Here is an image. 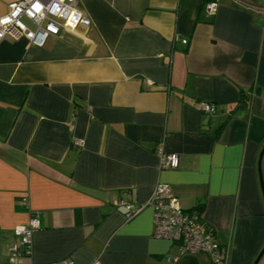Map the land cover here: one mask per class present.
Segmentation results:
<instances>
[{
    "label": "crops",
    "instance_id": "0c3cea01",
    "mask_svg": "<svg viewBox=\"0 0 264 264\" xmlns=\"http://www.w3.org/2000/svg\"><path fill=\"white\" fill-rule=\"evenodd\" d=\"M211 1L78 0L90 25L73 16L42 46L0 42L1 264H211L156 237L150 204L137 210L160 182L202 214L229 264H254L264 0H218L210 16ZM159 145L178 167L162 165ZM35 215L30 253L10 261L14 230Z\"/></svg>",
    "mask_w": 264,
    "mask_h": 264
},
{
    "label": "built area",
    "instance_id": "2783aa9c",
    "mask_svg": "<svg viewBox=\"0 0 264 264\" xmlns=\"http://www.w3.org/2000/svg\"><path fill=\"white\" fill-rule=\"evenodd\" d=\"M218 9V0L206 4L207 14L212 16ZM75 16L78 23L90 25L86 13L78 8V0H16L10 2L8 12L0 16V42L19 40L22 36L42 46L51 35H57L67 28L69 19ZM26 19L36 26L32 30L24 21ZM202 111L215 113L216 104L202 102ZM77 144H81L78 140ZM161 163L166 168H176L179 164L177 152L165 153L163 146L158 147ZM151 205L154 214V234L158 238H167L176 242L183 253L205 252L211 264H229L230 248L221 244L214 229L205 223L202 214L186 210L167 183L160 182L146 204ZM131 207V205H129ZM33 216L27 226H17L14 230L18 241L9 247V260L15 262L19 257L28 255L31 247L33 230L39 228L40 219ZM1 264V258H0ZM65 264H71L65 262Z\"/></svg>",
    "mask_w": 264,
    "mask_h": 264
},
{
    "label": "water",
    "instance_id": "95a60500",
    "mask_svg": "<svg viewBox=\"0 0 264 264\" xmlns=\"http://www.w3.org/2000/svg\"><path fill=\"white\" fill-rule=\"evenodd\" d=\"M263 155H264V147H263V150H262V152H261V154L259 156V161H260L259 173H261V162H262L261 159H262ZM261 175H262V173H261ZM262 185H263V182H262ZM263 254H264V247L260 251L259 255L256 257L257 259L254 261V264H258L259 263V261L262 258Z\"/></svg>",
    "mask_w": 264,
    "mask_h": 264
},
{
    "label": "rangeland",
    "instance_id": "374dc122",
    "mask_svg": "<svg viewBox=\"0 0 264 264\" xmlns=\"http://www.w3.org/2000/svg\"><path fill=\"white\" fill-rule=\"evenodd\" d=\"M24 21L26 22V24L33 30H36V26H34L33 24H31L29 21H27L26 19H24Z\"/></svg>",
    "mask_w": 264,
    "mask_h": 264
}]
</instances>
